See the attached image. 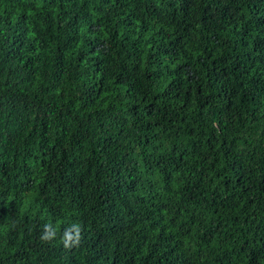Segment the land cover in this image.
<instances>
[{"label":"trees","instance_id":"obj_1","mask_svg":"<svg viewBox=\"0 0 264 264\" xmlns=\"http://www.w3.org/2000/svg\"><path fill=\"white\" fill-rule=\"evenodd\" d=\"M0 264H264V0H0Z\"/></svg>","mask_w":264,"mask_h":264}]
</instances>
